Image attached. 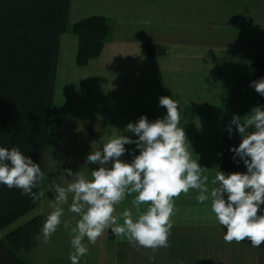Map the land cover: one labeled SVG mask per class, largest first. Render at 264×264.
Returning a JSON list of instances; mask_svg holds the SVG:
<instances>
[{
    "label": "crops",
    "instance_id": "1",
    "mask_svg": "<svg viewBox=\"0 0 264 264\" xmlns=\"http://www.w3.org/2000/svg\"><path fill=\"white\" fill-rule=\"evenodd\" d=\"M159 4L161 2L158 0H71L68 30L60 41L53 106L54 118L61 121L60 144L51 148L49 157L51 159V154H62L64 150H67V157V146L74 141L81 148L79 141L84 134L95 135L97 131H102L103 142H106L114 134H123L126 125L137 121L142 114H146L150 120L162 117L166 114V108L159 105V98L173 96L183 109L182 125L194 151V158L208 168L205 174L209 176V187H213L215 185H211L210 181L218 170L217 166L220 167L219 154L224 126L231 121L233 114L243 116L253 106L263 104L262 96L259 94L258 97V93L249 86V65L254 60V47L261 48L260 52L264 51V28H255L251 22L248 24V18L254 17L255 12L246 2L242 12L229 15L231 23L212 15L216 23L214 26H229L226 32L215 35V41L207 32L206 40L194 43L184 40L183 36L171 42L165 39L163 43L142 39L140 32L143 28L148 29L145 18H156ZM168 12L171 11L167 8L166 21ZM198 12L202 17L206 13L200 5ZM72 15L76 16L77 22L91 16H102L111 26L102 53L85 66L76 64L79 38L71 30L77 23L71 22ZM205 22L211 23L210 20ZM257 33L259 36L255 38ZM144 44L163 47L168 54L145 55L142 52ZM216 44L226 48L219 50L216 56L210 54L203 58L202 54L197 56L198 50L192 51L195 47L209 49ZM67 55L69 58L65 59ZM65 68L68 69V76ZM67 83L69 89L63 90ZM71 97L99 110L97 115L86 119L87 123L92 119L95 126L92 133L90 129L78 124L80 119L85 118H73L65 111V104ZM127 134L135 139L132 133ZM74 135L77 139H73ZM126 147L134 148L135 145ZM123 158L130 160L132 157L126 153ZM52 167L47 186L51 177L54 180L56 170L62 173V164L55 163ZM62 179L68 182L66 177ZM196 195L197 190L193 189L175 198L178 212L173 217L175 223L169 236V247L157 250V264H264V249L224 240L225 232L211 212V201L201 204L196 200ZM133 196H128L116 205L117 215L125 208H132ZM47 198H50L47 203L52 211L53 197L49 190L42 200V206ZM64 207L62 223L54 233V247L51 250L55 255H48L44 259L41 256L36 264H71L68 258L71 251L70 234L63 227V221L70 220L72 226H75L79 217L69 212L67 205ZM146 210L147 204L141 205V211ZM132 211L135 212V209ZM31 218L25 219L28 221ZM43 219L46 217L42 216V225ZM21 224L19 221L15 226ZM63 233L67 239L65 242ZM57 240L61 241V246ZM89 249L80 259V264H148V257L152 254L151 249L137 250L127 240L113 235L110 229L98 238L96 244L89 245Z\"/></svg>",
    "mask_w": 264,
    "mask_h": 264
},
{
    "label": "clouds",
    "instance_id": "2",
    "mask_svg": "<svg viewBox=\"0 0 264 264\" xmlns=\"http://www.w3.org/2000/svg\"><path fill=\"white\" fill-rule=\"evenodd\" d=\"M249 86L264 96V77L250 81ZM159 105L166 108L165 115L150 120L142 114L126 125L123 134H114L99 149L91 150L78 171L62 169L61 176L68 179L67 183L62 178L50 182L52 211L36 234L37 240L50 241L67 205V210L79 217L75 226L70 220L63 221L70 234L71 264H80L89 245L96 244L108 229L137 250L151 249L148 264H157V250L169 247L173 217L178 212L175 198L194 189L199 203L211 201V212L226 228V242L247 239L253 247L264 244V104L253 106L243 116L233 114L225 130L230 139L238 133L240 143L229 151L232 160L242 162L246 170L225 172L217 166L210 181L213 187H209V176L205 174L208 168L194 158L179 101L161 96ZM126 153L131 155L130 160L123 158ZM89 165H98L91 168V178L85 171ZM44 177L40 163L18 146L0 145V186L19 189L22 195L35 200L43 195L35 190ZM128 196H133L132 208L117 215L116 205ZM143 204H147L146 211H141Z\"/></svg>",
    "mask_w": 264,
    "mask_h": 264
},
{
    "label": "trees",
    "instance_id": "3",
    "mask_svg": "<svg viewBox=\"0 0 264 264\" xmlns=\"http://www.w3.org/2000/svg\"><path fill=\"white\" fill-rule=\"evenodd\" d=\"M70 4L71 0H0V145L18 146L40 163L44 173L49 148L60 144L61 121L54 119L53 106L60 41L68 30ZM71 30L79 38L76 64L85 66L102 53L111 26L105 17L91 16L75 23ZM142 52L165 55L155 44H144ZM261 57L264 61V55ZM263 61L256 79L264 77ZM262 100L264 103V96ZM226 126L220 169L245 171L244 164L235 163L229 151L239 145L240 137L234 133L230 139ZM93 129L92 123L91 133ZM42 186L43 181L35 191L42 192ZM40 200L41 196L33 200L19 189L0 186V233L35 211ZM41 226L42 217L37 215L2 236L0 264H31L26 256L39 245L36 234ZM240 243L253 247L247 239ZM253 248L264 249V244Z\"/></svg>",
    "mask_w": 264,
    "mask_h": 264
},
{
    "label": "rangeland",
    "instance_id": "4",
    "mask_svg": "<svg viewBox=\"0 0 264 264\" xmlns=\"http://www.w3.org/2000/svg\"><path fill=\"white\" fill-rule=\"evenodd\" d=\"M158 2H161V4L157 6L158 11H159V13L157 14V17L152 18V19L145 18V20L147 21L148 29L143 28L142 31L140 32L142 39H149V40L152 39L154 41L163 43L165 39L171 42L172 40L174 41V40L181 39V36H183L184 40L188 41L189 43H194V42L206 40L207 38L205 34L207 32L208 34H210L212 39L215 41L216 40L215 35L222 33V32H226L229 26L224 25L223 27H219V28L214 26V24H216L214 22V17L231 23L232 18L229 15L233 14V12L235 13L242 12L245 9L244 3L246 2L250 5L249 6L250 8L254 9V12H255L254 17L248 18V24L252 23L251 25L254 26L255 28L257 27L264 28V0H158ZM199 5L202 6L206 12L203 17L200 16V13L198 12ZM161 7H164L165 10L162 9ZM167 8H168V11H171V12H168L167 21H166L165 12ZM70 20L73 23L74 21H76V16L72 15ZM205 20H210L211 23H206ZM258 36H259V33L256 34L255 38H257ZM159 48L164 49L163 47H160V46ZM254 48H256L253 50L254 60L249 65L250 74H251L250 81L254 80L255 78L254 75L260 72L259 69L263 61L262 60L263 58L261 56L264 55V51L260 52L261 48L259 49H257V47H254ZM221 49L224 50L226 48L225 47L220 48L216 44V45H213L209 49H201V48L195 47V49L192 51L198 50L197 56L199 54H202L203 58H206V57H209L210 54L216 56L219 50ZM164 50H165V54L167 55L168 52L166 51V49ZM197 56H195V60L199 62L200 60L198 59ZM68 58H69V55L65 57V59H68ZM65 71L67 72V76H68V69L65 68ZM67 82H68V79H67ZM66 89H69V83H67L66 88L63 90H66ZM252 89L254 90V88ZM257 96L259 97V94H257ZM261 101H262V97H261ZM100 107L102 108L101 105ZM65 111L70 113V116L73 118H76L77 116H80V118H85V119H80L81 122H78V124L88 129L91 128V125L89 124L90 123L92 124L93 122H92V119H89L91 120V122L87 123L86 119H88V117L97 115L99 113V110L95 108L94 106H89L86 103H79L77 100L73 99L72 97L69 99V101L66 102ZM117 115L118 114H116V117ZM56 120L55 122H57ZM71 125H74V124H71ZM67 128H68V125H67ZM94 129H95V126H94ZM95 135L94 134L93 135H88V134L82 135L79 141V143H81V148L78 143H76L75 141L72 142L71 145L67 146V148L69 149L67 157L65 156V154L67 153V150H64L62 154H51V159H50L49 154L51 151V147L49 148L46 161H45V168H44V170H46L47 173L45 174V177L43 180V186H42V192H41L43 193V195H41L40 204L37 208L38 210L36 209L37 210L36 213L39 216L47 217L48 213L50 212L48 208V203H47L50 198L45 199V201L43 202L44 204L43 206H42V200L45 197V195L48 193L47 189L49 186H47L46 184L48 183L49 170L51 168L53 170L52 164L59 163L63 165L62 167L63 169L72 168L73 170L78 171L80 169V166L84 164L85 158L89 154V152L91 150L99 149L102 146V143L104 141V135L102 131H99V133L97 131ZM73 139H77V136L74 135ZM50 161L52 162V164L50 163ZM96 167H98V165H89V167L85 166V171L89 175V178H91L90 177L91 168H96ZM55 172H56V175H55L54 180H60L61 171L56 170ZM51 181H53V177L49 179V183ZM36 213L33 211L31 214H29L25 218L29 219L30 217H34L36 216ZM25 218L21 219L22 221L20 220V224L23 221H26ZM13 228H15V225L6 229L3 233H0V237L2 235L4 237V235L6 233H9L10 229H13ZM64 237H65V233H63V239L65 242L67 239ZM54 238L55 236L53 234L50 241L47 243H44L43 240L40 239L39 246H37L36 249H34L30 254L26 256V258L29 259L31 264H36V261L41 256H43V259H44V258H47L48 255L49 256L55 255L53 254L51 250L54 247L53 246ZM57 244L60 245L61 241L57 240Z\"/></svg>",
    "mask_w": 264,
    "mask_h": 264
}]
</instances>
